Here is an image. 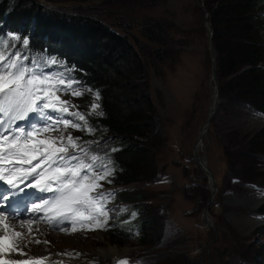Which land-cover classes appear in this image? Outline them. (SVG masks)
Segmentation results:
<instances>
[{
    "label": "rangeland",
    "instance_id": "374dc122",
    "mask_svg": "<svg viewBox=\"0 0 264 264\" xmlns=\"http://www.w3.org/2000/svg\"><path fill=\"white\" fill-rule=\"evenodd\" d=\"M34 1L47 8L46 12L102 19L112 29L130 36L135 45L144 44L147 52L160 49L167 56L164 62L153 68L148 62L150 56L147 55V59L142 55L147 63L156 120L165 138L160 152L155 151L159 179L125 189L117 177L116 184L102 188L105 193L119 190L106 207L111 216L115 215V226L107 225L109 231L124 237L132 234L145 211L159 216L166 234L161 244L142 247L138 243L140 235L133 240L109 239V231L101 217L99 223L92 221L95 226L92 229L90 221H85L83 227L77 223L81 227L76 225V231L66 227L67 232L53 231L52 228L71 226L68 221H60L56 227L49 228L47 223L34 220L33 226L36 227L31 233L16 229L21 231L26 245L21 248L46 253L68 250L71 252L69 256L87 264H99L100 253L110 249L120 253L129 250L130 256L122 259L128 264H166L171 250L187 255L194 264L202 261L204 264H264V255H261L264 156L255 155L252 144L253 138L264 130V114L244 107L237 109L230 104L220 106V101L201 152L217 182L215 200L207 208L211 226L203 217L212 186L193 158V148L213 104V54L208 43L209 30L204 11L198 0H103L94 4L83 0ZM201 3L204 4L203 0ZM148 25H153L165 38L167 46L161 48L142 36V28ZM246 70L248 68L241 72ZM62 98L74 101L78 106L83 100L82 96L63 95ZM68 131L78 136L82 134L78 130ZM33 192L32 203H40L43 193L38 189ZM126 193L132 196L125 197ZM136 194L142 196L141 200L135 197ZM229 194L234 196L229 197ZM4 196L11 197V194L1 195V200ZM53 196L51 193L48 199ZM258 203L256 210L260 211L253 212L256 210L251 204ZM112 204L117 206L116 213ZM18 210L21 209H14L13 215ZM26 212L32 218L30 208ZM39 215L43 217L41 213ZM252 218L259 222L252 224ZM37 239L40 244L35 243ZM105 261L107 264L116 263L111 259Z\"/></svg>",
    "mask_w": 264,
    "mask_h": 264
},
{
    "label": "trees",
    "instance_id": "16d2710c",
    "mask_svg": "<svg viewBox=\"0 0 264 264\" xmlns=\"http://www.w3.org/2000/svg\"><path fill=\"white\" fill-rule=\"evenodd\" d=\"M203 2L214 31L220 106L230 104L264 114V0ZM46 9L34 0H0V16L10 11L4 24L8 30L17 32L22 40L33 29L30 49L42 51L47 59L64 61L74 68L67 76L92 93L99 92L98 101L94 95H88L81 102L90 107L98 103L96 111L103 113L91 112L97 144L84 147L90 149L88 155L109 156L111 160L103 163L110 161L112 174L122 180L125 189L144 181H158L155 151L160 152L165 138L156 120L147 63L142 55L147 59L149 55V65L157 68L167 58L164 51L147 52L144 44L135 45L130 36L112 29L102 19ZM141 34L161 48L167 46L153 25L144 26ZM244 68L249 69L242 73ZM93 139L85 136L83 142L87 144ZM252 142L255 155L264 156V130ZM135 197L142 198L139 194ZM162 223L157 214L143 211L138 223L139 245L161 244L166 234ZM108 237L130 240L128 234L124 237L109 232ZM262 248L264 255V242ZM167 256L166 264H194L179 251L171 250Z\"/></svg>",
    "mask_w": 264,
    "mask_h": 264
},
{
    "label": "snow or ice",
    "instance_id": "6c2138e0",
    "mask_svg": "<svg viewBox=\"0 0 264 264\" xmlns=\"http://www.w3.org/2000/svg\"><path fill=\"white\" fill-rule=\"evenodd\" d=\"M15 42H19L24 51L12 50ZM28 44L29 40H21L19 35L0 37V181L20 193L26 188H35L54 196L32 203V218L27 220L0 211V232L3 233L0 235V264H43L42 260L2 259L18 251L24 255L20 250L22 245L26 246L24 238L16 229L31 233L34 220L53 227L60 221H68L72 231L77 230V223L82 227L85 221L99 223L100 217H107L104 204L113 195L97 192L103 188L101 181L111 183L108 177L114 170L110 161L101 163L103 158L95 154L89 156L90 149L82 148L78 138L64 135L68 128L93 131L86 127L85 115L70 110L76 106L62 99L63 95L80 97L84 93L64 72L45 71L46 67L58 62L29 57ZM92 95L99 100V92ZM99 107L94 102L91 110L103 115L96 111ZM70 148L73 149L71 153ZM4 199L9 197L4 196ZM57 230L68 231L67 228ZM40 242L35 240L37 244ZM119 264L128 262L122 260Z\"/></svg>",
    "mask_w": 264,
    "mask_h": 264
},
{
    "label": "water",
    "instance_id": "95a60500",
    "mask_svg": "<svg viewBox=\"0 0 264 264\" xmlns=\"http://www.w3.org/2000/svg\"><path fill=\"white\" fill-rule=\"evenodd\" d=\"M102 1L103 0H91V1H87V3L88 4H94V3H100ZM198 4H199V7L201 9H203V11H204L205 22H206V25H207L208 30H209L208 43H209V46H210V48L212 50V54H213V58H212V60H213L212 78H213V80L215 82V85H216V92H217L216 93L217 94V98L216 99H218V101L215 102L214 107L211 106L207 121H206L205 125L203 126V128L201 129V131L199 133V136H198V139H197V141H196V143L194 145V148H193V158L198 162L199 166L201 167V169L204 171L205 175L207 176V178H208V180L210 182V185L212 186L211 187V197H210V199L207 202L206 210H205L204 216H203L205 222L209 226H211L210 219H209V217L207 215V208L210 207V205L215 200V196L217 194V182H216L214 174L212 173L211 169L207 165V161H206L205 157H203V156H201V154H199V147L202 144V141L204 140L206 135L208 134V132L210 130L211 122L213 121V118L216 116V114L218 112L217 110L219 108V103H220V90H219V81H218V75H217V72H218L217 52H216V49H215V46H214V42H213L214 31H213L211 22L209 20V14H208V11H207L205 5L203 3H201V0H198ZM229 195H231V194H229Z\"/></svg>",
    "mask_w": 264,
    "mask_h": 264
},
{
    "label": "bare ground",
    "instance_id": "6f19581e",
    "mask_svg": "<svg viewBox=\"0 0 264 264\" xmlns=\"http://www.w3.org/2000/svg\"><path fill=\"white\" fill-rule=\"evenodd\" d=\"M211 81L213 82V84H212V86H213V92H212V94H213V97H212L213 104H212V106L214 107L215 102H217L218 99H216L217 98V94H216L217 92H216V85H215V82H214L213 78H211ZM202 148H203V141H202V144L199 147V154H201ZM8 187L9 186L6 185L3 181H0V190L4 189V188H8ZM228 196L229 197H233L234 194H231V195H228ZM257 200L260 201L261 199H257ZM237 202L239 203V201H237ZM251 205H252L251 207L256 210V208H258V206H259V203L258 204H251ZM246 219H248V218H246ZM253 219L254 218H252V224H255V223L259 222L258 219L256 220V222ZM42 231H44V230H42ZM26 252L28 254L24 253V255L16 254L15 252L9 253L8 255L3 256L2 259H10L11 258V259H16L18 261H21V260H42L43 264H87V262H81L79 260H76V258H71V256H69V254L71 252L68 251V250H62V251H58V252L55 251V252H50V253H46V252H31L29 250L26 251ZM129 253H130L129 250H125L124 253H120V252H118L116 250L113 251L112 249H110L108 252H106L104 250V251H102V253H100L101 260L99 261V264H107L105 259H108V260L111 259L112 260L111 262H113V261H115V262L122 261L123 257L130 256ZM72 254H74V253H72ZM96 255L98 256L99 253H97ZM98 259H100V258H98Z\"/></svg>",
    "mask_w": 264,
    "mask_h": 264
}]
</instances>
